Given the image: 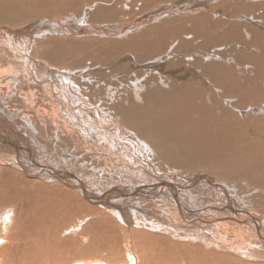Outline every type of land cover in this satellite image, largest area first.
<instances>
[{
	"label": "rangeland",
	"instance_id": "rangeland-1",
	"mask_svg": "<svg viewBox=\"0 0 264 264\" xmlns=\"http://www.w3.org/2000/svg\"><path fill=\"white\" fill-rule=\"evenodd\" d=\"M66 1L67 0H34L33 2L32 0H16L15 2L18 4L17 7L27 8L26 10L29 12L36 10L45 12V16L39 18L33 17L27 23L28 26L44 24L47 27L45 37L48 34L50 35L46 37L45 41L48 39H50L48 41L52 40V42L53 40H58L62 44L64 42H76L73 46L76 47L77 51L75 53L72 52V58H66L64 64L61 62L60 71H57L58 69L51 71H53L55 75L60 74L62 76L55 79L59 87L63 86L65 82L70 83V87L73 89L72 91H76L74 93L79 94L80 98H76V100L73 101L76 106L83 105L82 108L85 109L86 105L90 108V111L87 113L88 117L84 120L85 123L82 122V115L80 116L75 109L69 110L65 108L66 111L63 110L61 117L57 118L56 115L50 111L52 104L50 105L48 98H43V96L33 100L34 102L32 101V105L35 106L32 108L34 109L32 111L27 96L36 86L26 79L24 76L25 73L20 74L21 76L14 74L6 76L7 73L3 76L0 75V112H6L5 114H0H3L7 119L10 118L9 121L17 126V131H24L29 127L28 124L26 125V122L28 123L27 115L30 116L29 114H33V112L37 110V112L42 113L43 111H48V121L43 122L42 119H40L41 124L38 119H30L29 121L34 127L39 125L43 126L44 124L41 133L37 135L35 140L39 143V146L34 147L33 145L36 144L29 142L25 144L26 146L22 144V147L24 149H33L38 155L36 161L41 166L54 167L53 169L55 172H57L56 169H58L67 174H78L77 176L82 179L83 182L89 184L88 186L94 192H104L115 186L121 188L125 195L128 196H120V194H118L116 200L119 202L117 203L115 200L117 205H119L117 207L133 206L138 202L141 213L135 216L130 215L127 220L123 217L112 218L109 216L99 218L81 217L85 214V211H83L84 209L81 207L83 212L81 211L80 217H50V219L46 220L47 224L44 225L45 230L49 229L48 235L45 236L46 245L49 246L54 238L61 239V241L65 243V246L68 244L70 245L63 250L60 249L54 252L50 251V248H46V251L49 252L48 254L46 251V254L43 252L42 255L48 256H44V260L40 259L42 257L40 255L34 256L35 259H29L27 256L25 258V255L22 253L17 252L23 250L21 249L23 247H21V244H24L23 239L19 236L21 232L24 233L25 230L27 231L31 226L33 227V224L38 223L37 225H39L38 217H25V208H27L29 204L27 205V202H23V198L20 199V203L18 204L5 206L8 198L4 196L2 199L0 198V253H2L0 254V264H86L87 262H102L103 264H164L162 262L158 263V260H166L165 264H174L173 262L175 261L172 262L170 260L171 257H167L169 253H164L167 255L164 258V255H159V251L155 249H147L148 246L143 248L144 241L151 243L153 247V239H155V242H158V244L154 243L155 245L164 244V246L167 247L165 248L166 251L168 250L167 252L177 253L178 251L175 255L176 258L181 257V260L177 259L175 262L176 264H194V262L198 264L199 261L201 262H199V264H231L232 258H235L238 264H264V247L257 239L253 225L244 226V223L231 225L222 222V224L224 223L222 226L224 227L225 225V227H218L217 230L216 226L207 223L212 221L211 217H213L214 220L217 216L224 218V216H236L235 214L238 213L242 216L241 220H245V216L253 215V217L261 221L264 226V99H261L264 98V0H77L78 6H72ZM101 8L106 9V11H100L99 9ZM108 9H110V11H108ZM106 15L108 17H106ZM18 26L21 25L18 24ZM73 58L74 60L72 62ZM61 65L63 67H61ZM45 67H47L46 64ZM195 88H198V90L200 88H205L207 92L204 91L205 93L199 96L198 99L191 93L189 94V98L191 102L194 103V106L195 103H199L197 111L192 112L189 109L192 118L186 117L180 112L175 111L171 108L174 105L168 104L162 107L165 103L164 100H160L152 95L153 92L158 91H171L172 93L178 92L181 89L183 90L182 92L186 91L187 93L188 91H198ZM2 97L5 99L3 102V99H1ZM178 102L181 103L182 100L179 99ZM236 102L238 104H236ZM13 108H15L16 111ZM27 108L30 110L29 112H27ZM7 110L9 112H7ZM182 110L185 111L184 109ZM60 111L62 110L60 109L58 113ZM93 112H95V114ZM163 112L165 113L164 115ZM20 113H22V115ZM89 113L91 116H89ZM174 113H176L177 116ZM73 114L75 115L74 117ZM206 114H209V116H206ZM24 116L26 119L23 118ZM164 116L166 118L168 117L167 119L165 118V121L163 120ZM171 117L172 119L174 118L173 121H171L172 119L170 120ZM207 117H209V123L206 120ZM109 118L118 123L116 126L120 125L119 127L129 131L133 129L135 132V134H133V136L135 135V139L133 138V140L137 142L139 147H142L141 152L147 156L144 157L150 164L153 163V161L151 163V160L155 161L153 163L154 168H156L160 175H157L155 171L149 169L148 163H143L144 161L137 158L135 155V148L129 141L126 145L120 144L122 139L117 135V129L111 130L114 124H109V121H111ZM151 118L155 121V127H152V124L147 121V119L150 120ZM179 118L183 120L180 119V121ZM200 118L203 119L201 120ZM215 119L218 121H215ZM90 120L92 122L88 125L87 123ZM188 121L196 124L198 128L197 133L189 135V129L184 127ZM17 122H20L19 125ZM167 122L172 128L171 126H164ZM61 123L64 125H61ZM68 124L69 126L71 125L72 128H75V131H70L72 132L70 136L69 129H73L70 128ZM92 124H97L100 127L98 131L100 130L101 133L98 134L95 128L90 127ZM135 124L138 125V128H135ZM206 124L209 126L213 125V128H215L217 124L223 125V131L215 128L217 133L213 131L212 127L209 133L208 130L204 131L211 136H215L214 134L218 135L221 132V137L218 136V144L222 146L220 150L226 153V157L230 158L232 162L235 161L239 165L237 167V164L232 163V169L228 173L222 168L210 169L209 166L208 168L210 171L206 169L205 171L187 173L188 170H178L172 165L167 164L163 158L160 159L158 156L155 158L156 154L154 155L153 151L150 149L148 150L149 147L141 140V138H145L144 131L147 129L151 136H153L152 133H154L155 130V135L160 138H166L164 132L177 135L180 131V134L182 133L185 136L194 137V139L203 138V125L206 126ZM129 125L132 128L129 127ZM157 125L160 127L163 126L162 129L164 132L163 130H158L159 128H156ZM208 125L206 126L207 129ZM56 126L60 129H57L58 127L56 128ZM103 128L104 130H102ZM1 129L2 128H0V130ZM4 129L5 128L2 130ZM55 130L58 131V135L54 133ZM126 132V136H129L128 132ZM141 132L143 136L140 135ZM8 136L11 138L13 137L12 135ZM209 143L211 144V142ZM215 143H217V140ZM162 144L165 145L164 143ZM211 145L214 146L213 144ZM248 146L251 151L248 150L245 152V148H248ZM85 147L87 149H85ZM259 147L261 148L260 153H258ZM1 148L0 142V149ZM149 156L152 158L151 160ZM0 166H2L1 163ZM10 167L16 168V166L13 167V165ZM149 170L151 171L149 172ZM14 172L21 176L18 171ZM147 173H150V175ZM257 173H259V175H257ZM198 175L209 177L213 185L216 184L220 186L218 187L219 191L214 189L209 183H206L209 180L201 181V178L199 179L201 182H195L197 185H193V182L190 180L193 178L195 179ZM187 177H190V179L187 180ZM41 180H38V182H44V184L52 186L59 185L60 188L67 190V193L74 196V198L70 197V200L73 198L75 201L76 196L79 199L85 198L82 191L76 189L73 181L70 179L66 180V183L68 182L67 185L60 183L58 177L51 181L47 179ZM159 180L169 181L176 187H179L178 197L181 198L182 202L184 201L183 205L191 211L186 212V217H182L181 214L177 213L176 205L171 200L170 188L165 189L158 186L159 189H154L158 188L156 185H158L157 183ZM55 183L59 184L56 185ZM142 185L144 187L140 188V190L145 189L147 196L150 195V198L156 199L154 202H158L159 205L153 206L150 202H146L148 198L147 196H145V198L144 194L137 202L132 201L133 198L131 197L133 193L136 192L135 189H138ZM26 189L28 188L24 190ZM37 191L35 194L36 198L39 200L35 204L37 208H39L43 200L41 199V193L39 190ZM226 196L232 199L234 210L233 208L231 210L227 204L228 200ZM78 204L81 206L80 202ZM89 205L100 210L102 216H106L107 214L114 215L108 210L109 207L102 204ZM12 206L13 209L11 208ZM16 209H18V211L15 212V216L19 221L14 218V220L16 219L15 222L13 221L14 223L11 224V227H9L10 225L7 226V229V227L4 226L6 224L2 222L10 223L12 217H7L6 215L12 214ZM192 214H194L193 218L191 217ZM67 218H69V221L65 223L64 220ZM199 218L205 220L203 221ZM57 220H59V222ZM95 221L99 222L94 224ZM58 223L59 225L64 223L63 226H61L62 229H58L59 226L55 229ZM37 225H34L36 229H38ZM68 225H70V227H67L65 230ZM209 225L210 227H208ZM228 225H230L231 230L226 228ZM12 228L15 229L13 230ZM149 228L151 229V234L149 233ZM5 229L6 232L8 231L7 233H5ZM33 232H37V230ZM175 232L178 234L174 235L176 234ZM131 233H136L137 235H135V237L137 238L133 236L134 234L131 235ZM165 234L169 235V237H165ZM99 235L105 237L103 239L105 243L104 246H100L102 240L99 238ZM138 235L144 238V240H141L142 238ZM191 235H193V238ZM205 235L208 236V238ZM48 236L49 238H47ZM159 236L160 239H157ZM187 237L190 238L188 239ZM209 238H211L213 242H210ZM131 239L132 241H130ZM151 240L153 242H151ZM15 241L17 243L19 242V245L15 243ZM165 241H168V243ZM10 242L14 247H12L13 245ZM139 244H141V246ZM177 244L185 247L180 246L181 248H176L177 246L179 247ZM15 245L17 247L16 249ZM155 245L154 247H157ZM231 245H235L239 253L229 251V246ZM138 246L140 249L142 247L144 250L141 251ZM170 246H175L174 248L176 250H174V248V251L171 250L172 248ZM193 246L195 249H193ZM197 246L199 248L202 246V248L205 249L203 250L204 254L201 252L203 256H200V253H196L197 251L199 252ZM184 248H186L187 251H185ZM147 250H150L149 254H147ZM182 252H184V255ZM187 252L189 255L191 252L192 254L194 253L193 256H190L192 259L194 257L193 260L190 259L191 262L187 259L189 258ZM152 253L153 255H150ZM209 253H212L215 257L209 256L211 255ZM129 254H131L132 257H129ZM137 254L138 256H136ZM195 254L201 259L196 260L198 256H194ZM183 256L185 257L184 263L180 262ZM204 256H206V262L202 261ZM216 256L228 257L221 261L218 260ZM134 257H139L140 259H134ZM10 258L16 261H8ZM238 258H240V260ZM38 259L44 263L38 262ZM29 260L30 262H28Z\"/></svg>",
	"mask_w": 264,
	"mask_h": 264
},
{
	"label": "bare ground",
	"instance_id": "bare-ground-1",
	"mask_svg": "<svg viewBox=\"0 0 264 264\" xmlns=\"http://www.w3.org/2000/svg\"><path fill=\"white\" fill-rule=\"evenodd\" d=\"M16 0H0V75H4L6 74L7 75H10V74H14V75H19L21 76L20 74L22 73H25V77L28 81L32 82V84H34L36 86V88L34 87L29 93H28V96H27V100H28V103H30V107L31 109L35 106L32 105V101L33 100H36V98L38 99V97L40 98V96H43L44 97H47L48 100L50 101V105L52 106V108L50 107V111L51 113L53 112L54 115H56V117H61V113L65 110V108H68L69 110H76V112H78V114L81 116L82 115V122H84V120L87 119L88 117V112L90 111V108L88 106L85 105V109L82 108V106H76L75 103H73L74 100H76V98H80L79 94L77 93H74L76 91H72L73 89H71V84L70 83H64L63 86L59 87L57 84H56V80L55 79H58L57 77H62L60 74H56L53 73V71L51 70H56L58 69L57 71H60V64H62L61 62H63L64 64V61L66 60V58L69 57L72 58V52H76V47L73 46L75 45V43H72V42H67V43H61L59 42L58 40H52L51 41H48L50 39H48L47 41L46 40V37L49 35H46L45 37V34L47 32H45L47 30V27L42 24V25H30L28 26L27 23L29 22V20L31 18H39V17H43L45 16V12L44 11H28L24 8H20V7H17L18 4L15 2ZM28 1V0H26ZM31 1V0H30ZM34 2V0H32ZM119 1V0H118ZM68 4L72 5V6H78V3H77V0L73 1V0H67L66 1ZM88 2V1H86ZM98 2V1H97ZM21 3V2H20ZM30 3V2H29ZM94 3V2H93ZM107 4V3H106ZM34 5V4H33ZM88 5V4H87ZM98 5V4H97ZM101 5V4H100ZM189 5V4H188ZM32 6V4H31ZM79 6H80V3H79ZM105 6V4H104ZM103 7V5H102ZM162 7V6H161ZM57 8V7H55ZM94 8V7H93ZM99 8V6H98ZM199 8V7H198ZM80 9V8H79ZM87 9V8H86ZM116 9V8H114ZM257 9V8H256ZM58 10V9H57ZM84 10V9H83ZM100 11H106V9H99ZM99 11V13H100ZM108 11H110V9H108ZM82 12V11H81ZM91 12H92V9H91ZM49 13V12H48ZM59 13V12H58ZM79 13V12H78ZM84 13V12H82ZM81 13V14H82ZM90 14V13H89ZM108 15V14H107ZM106 15V17H108ZM178 15V14H177ZM97 16V15H96ZM209 16V15H208ZM99 17V16H98ZM105 17V18H106ZM152 17V16H151ZM91 18V17H90ZM89 18V19H90ZM110 18V17H109ZM79 19V18H78ZM83 19V18H82ZM87 19V18H86ZM150 19V18H149ZM77 20V19H76ZM88 20V19H87ZM89 21V20H88ZM91 21V20H90ZM142 22V21H141ZM140 23V22H139ZM21 25V26H18ZM7 25V26H6ZM97 25V24H96ZM85 27V26H84ZM60 28V26H59ZM98 28V27H97ZM212 28V27H211ZM122 31V30H121ZM53 34V33H52ZM5 36V37H4ZM50 36V35H49ZM76 36V35H75ZM95 36V35H94ZM39 37V38H38ZM59 37V36H58ZM256 37V36H254ZM38 38V39H37ZM73 38V37H72ZM261 39V38H260ZM257 40V39H256ZM65 41V40H64ZM82 44V43H80ZM85 45V44H84ZM87 45V44H86ZM116 45V44H115ZM263 45V44H262ZM79 47V46H78ZM82 47V45H81ZM115 47V46H114ZM263 49V48H262ZM106 50V49H105ZM264 50V49H263ZM79 51V50H78ZM108 55V54H107ZM51 59V60H50ZM74 58L72 59V62H73ZM3 63V64H2ZM43 64V65H42ZM45 64L47 67H45ZM69 64V63H68ZM69 66V65H67ZM65 66V67H67ZM56 67V68H55ZM61 67H63L61 65ZM45 68V69H44ZM201 68V67H200ZM227 70V69H226ZM232 70V69H231ZM62 71V70H61ZM107 74V73H106ZM236 74V73H235ZM24 77V78H25ZM104 77V76H103ZM25 80V79H23ZM257 80V79H256ZM63 81V79H62ZM229 81V80H228ZM61 82V81H59ZM230 82V81H229ZM33 85V86H34ZM60 85V84H59ZM196 85V84H195ZM246 85V84H245ZM105 87V86H104ZM25 88V86H24ZM79 88V87H78ZM102 88V87H101ZM18 89V88H17ZM22 89V88H21ZM194 89V88H193ZM198 90V88H195ZM254 89V88H253ZM6 90V89H5ZM96 90V89H95ZM170 90V89H169ZM203 90V91H202ZM217 90V89H216ZM1 91V89H0ZM183 90H179L178 92H175V93H172L171 91L169 92H165V91H158V92H153L152 95L154 97H157L158 99H162L164 100V104L162 105V107L164 106H167L168 104L170 105H174L173 108L175 111H178L180 112L182 115H185L186 117H189V118H192V115H191V111H197L199 106L198 104L199 103H195V106L193 105L194 103L191 102L190 98H189V94L191 93L194 97H197V99L199 98V96L203 95V93H205L204 91L205 88H200L198 91L194 90V91H188V93L186 91L182 92ZM243 91V90H242ZM9 92V91H8ZM18 92V91H17ZM16 92V93H17ZM44 92V93H42ZM79 92V91H78ZM106 92V91H105ZM110 92V91H109ZM207 92V91H206ZM226 92V91H225ZM238 92V91H237ZM86 94V93H85ZM149 95V94H148ZM249 95V94H248ZM151 96V95H150ZM228 96V95H227ZM235 96V95H234ZM262 96V95H261ZM20 97V96H19ZM101 97V96H100ZM105 97V96H104ZM220 97V96H219ZM231 97V96H230ZM244 97V96H243ZM45 98V99H47ZM193 98V97H192ZM201 98V97H200ZM3 99V97L1 98ZM179 99L182 100V102H178ZM225 99V98H224ZM233 99V98H232ZM261 99H264V98H261ZM5 99L2 100V102L4 101ZM41 100V99H40ZM43 100V99H42ZM93 100V99H92ZM95 100V99H94ZM112 100V99H111ZM178 100V101H177ZM255 100V99H254ZM39 101V100H38ZM80 101V100H79ZM102 101V100H101ZM238 101V100H237ZM34 102V101H33ZM198 102V101H197ZM200 102V101H199ZM202 102V101H201ZM14 103V102H13ZM86 103V102H85ZM218 103V101H217ZM224 103V102H223ZM243 103V102H241ZM34 104V103H33ZM108 104V103H107ZM197 104V105H196ZM236 104H238L236 102ZM5 105V104H3ZM37 105V104H35ZM169 105V106H170ZM202 105V104H201ZM204 105V104H203ZM14 106V105H13ZM110 106V105H109ZM198 106V107H197ZM220 106V105H219ZM92 107V106H91ZM99 107V106H98ZM237 107V106H236ZM5 108V107H4ZM7 108V107H6ZM58 108V109H57ZM101 108V107H100ZM223 108V107H222ZM221 108V109H222ZM10 109V107H9ZM15 111L16 109L13 108ZM62 110L58 113L59 110ZM103 109V108H102ZM139 109V108H138ZM182 109H184L185 111H183ZM191 111H190V110ZM201 109V108H200ZM232 109V108H231ZM34 109H32L33 111ZM46 110V109H45ZM106 110V109H105ZM215 110V109H214ZM213 110V111H214ZM224 110V109H223ZM12 111V110H11ZM30 110H28L27 108V112H29ZM38 111V110H37ZM37 111H34L33 114H29L30 116L27 115V118H28V123L26 122V125L28 124V128L26 130H20V131H17V126L13 123H11L9 120L10 118H6L4 117L3 112H0V113H3V114H0V128H5L4 130H0V142H1V149H0V163L2 166H0V198L2 199L4 196H6L8 198V201L5 203V206L7 205H15V204H18L20 203V199L23 198V202H27V208H25V217H38V221H39V225H37L36 223L33 224V227L31 226V228H28V230L24 233L21 232V235L19 237H21L24 241V244L22 245L21 244V249L23 250H20V251H17V252H20L22 253L23 255H25L24 257L26 258V256L29 258V259H35L34 256H37V255H40L42 256L40 259L44 260V256L46 255H42L43 252L44 254H46V248H50L49 250L50 251H58L60 249H64V248H67L70 244L66 245L65 246V243L61 241V239H53L51 242H50V245H46V239H45V236L48 235V230L49 229H46L45 230V226L47 224L46 220L47 219H50V217H63V218H66V217H80V213H81V209L83 208L85 211V214H83L81 217H123L125 218L126 220L129 218L130 215H140V207H139V204H138V200L140 198H142L141 196H143L144 194V197L147 196V192L145 191V189H141L140 188H143L144 186H140L138 189H135V193H133L132 197V201L134 202H137L135 203V205L133 206H126V207H117L119 205H117V203L119 202L118 200H116V197L118 198V194H120V196L122 195H125V193L123 192V190H121V188L119 187H114V188H111L110 190H107V191H104V192H94L92 191V189L88 186L89 184H86L85 182H83L82 179H80L77 175H74V174H70V173H66V172H63L61 170H57V172L54 171V167H48V166H44V165H39L38 162L36 161L38 155L36 154V152L33 150V149H24L22 147V144L23 146H26L25 144H28L29 142L31 143H35L36 145H33L34 147H37L39 146V143H37L36 138H37V135L41 133L42 131V125H39V126H35L34 125H31V123L29 122L30 119H38L40 121V124H41V120L43 122H46L49 120L48 116H47V112L48 111H43L42 112H37ZM7 112H9L7 110ZM13 112V111H12ZM20 112V110H19ZM72 112V111H71ZM75 112V113H76ZM105 112V111H104ZM209 112V111H208ZM206 112V113H208ZM212 112V111H211ZM220 112V111H219ZM240 112V111H239ZM11 113V112H10ZM18 113V112H17ZM95 114V112H93ZM184 113V114H183ZM8 114V113H7ZM19 114V113H18ZM22 115V113H20ZM90 114V113H89ZM165 113L163 112V115ZM176 115V113H174ZM203 114V113H202ZM223 114V113H222ZM78 115V116H79ZM127 115V114H126ZM136 115V114H134ZM137 115L139 116V114L137 113ZM162 115V114H161ZM172 115V114H171ZM174 115V116H175ZM205 115V114H204ZM227 115V114H226ZM7 116V115H6ZM18 116V115H16ZM70 116V115H69ZM75 115L73 114V117ZM91 116V114L89 115ZM97 116V115H96ZM104 116V115H103ZM103 116H102V119H103ZM107 116V115H106ZM105 116V117H106ZM167 116V115H165ZM163 117L164 121H165V118L166 117ZM177 116V115H176ZM195 116V115H194ZM193 116V117H194ZM206 116H209V114ZM212 116V115H210ZM77 117V116H76ZM128 117V116H127ZM130 117V116H129ZM161 117V116H159ZM21 118V117H20ZM24 119H26V117L24 116L23 117ZM55 118V117H54ZM101 118V116H100ZM125 118V117H124ZM168 118V117H167ZM166 118V119H167ZM188 118V119H189ZM208 118L207 117V122H208ZM73 119V118H72ZM110 119V118H109ZM141 119V118H140ZM146 119V118H145ZM172 119V117L170 118V120ZM176 119V118H175ZM178 119V117H177ZM182 119V118H179V120ZM201 120L203 118H200ZM205 119V118H204ZM17 120V119H16ZM20 120V119H19ZM54 120V119H53ZM66 120V119H65ZM70 120V119H69ZM74 120V119H73ZM77 120V119H76ZM75 120V121H76ZM111 120V119H110ZM123 120V119H122ZM121 120V121H122ZM169 120V121H170ZM174 118L171 120L173 121ZM183 120V119H182ZM194 120V119H193ZM197 120V119H196ZM212 121H214L213 119H211ZM220 120V119H219ZM227 120V118H226ZM15 121V120H13ZM64 121V120H63ZM102 121V120H100ZM120 121V122H121ZM147 121L150 122V124H152V127H155L154 124H155V121H153V118H151L150 120L147 119ZM146 121V122H147ZM162 121V120H161ZM167 121V120H166ZM181 121V120H180ZM191 121V120H190ZM188 121L184 127L187 129H189V132L190 134L189 135H192V134H195L197 133V126L196 124H194L193 122H190ZM204 121V120H203ZM215 121H218L215 119ZM23 122V120H22ZM32 122V121H31ZM92 121L90 120L87 124L89 125ZM105 122V121H104ZM110 122V123H109ZM108 123L109 124H114L112 125L113 128H111V130H115L117 129L118 131V136L120 139H122L120 141V144L122 145H126L129 141V143H131V145H133V147L135 148V155L137 156V158L141 161H144L143 163H148L147 165H149V169L155 171V173L157 175H160V173L156 170V168H154V165L153 163L155 162L154 160H151L152 158H150L149 156V159L151 160V163L153 161L152 164H150L147 159L145 157H147L146 155L142 154L141 152V148L142 147H139V145H137V142H135L133 140V138L135 139V135L133 136V134H135V132L133 131V129H130L127 130V129H123L121 127H119L118 125L116 126V123L114 120L112 121H109ZM177 122V121H176ZM183 122V121H182ZM222 122V121H220ZM219 122V123H220ZM228 122V120H227ZM226 122V123H227ZM230 122V121H229ZM18 123V122H17ZM20 123V122H19ZM18 123V125H19ZM56 123V122H55ZM59 123V122H58ZM65 123V122H64ZM72 123V122H70ZM85 123V122H84ZM130 123V122H129ZM132 123V122H131ZM166 123V122H165ZM175 123V121H174ZM188 123H192V124H188ZM209 123V122H208ZM47 124V123H46ZM63 123H61L62 125ZM162 124V123H161ZM212 124V122H211ZM221 124H224V123H221ZM64 125V124H63ZM81 125V124H80ZM131 125V124H130ZM129 125V127H131ZM198 125V124H197ZM200 125V124H199ZM208 124H206L207 126ZM22 126V124H21ZM55 126V125H54ZM67 126V125H65ZM69 126V124H68ZM67 126V127H68ZM78 126V125H77ZM82 126V125H81ZM103 126H106V125H103ZM147 126V125H146ZM166 127H169L171 125L167 124L164 125ZM205 125H203V133H202V137L203 138H198V139H194V137H188V136H185L183 135L182 133L180 134V132L177 134V135H174V134H171L170 132L167 133V132H164V130L162 129V127H160L159 125L156 126V128H159L158 130H163L164 132V136L166 138H163V137H159V136H156L155 135V130H154V133L153 136H151L148 132V129L144 131V137L147 138H141V140H143V142H145V144L149 147L148 150L150 149L151 151L154 152V155H155V158L158 156L160 159L163 158V160H165V162L167 164H170L172 165L174 168L178 169V170H188L187 173H193V172H198V171H205L206 169H215V168H222L223 170H226V173H228L231 169H232V163H235L237 164L235 161L232 162L230 158H227L226 157V153H223V151H221L220 149L222 148V146L219 143V138L218 136L221 137V132L217 135V134H214L215 136H211V135H208L209 133V130L211 129V127L213 128L214 126H209L208 125V129ZM58 126H56L57 128ZM70 128H72V126L70 125L69 126ZM90 127H93L97 130V133H101L100 130L98 131V129L100 128L97 124L96 125H91ZM108 127V126H106ZM143 127V126H141ZM165 127V128H166ZM176 127V126H175ZM54 128V127H53ZM62 128V127H61ZM66 128V127H65ZM102 128V127H101ZM132 128V127H131ZM135 128H138V125L135 124ZM150 128V127H149ZM154 128V129H156ZM172 128V126H171ZM215 128L219 129L220 131H223L222 128H223V125H216ZM215 128H213V131L215 133L216 130ZM57 129H60L59 127ZM64 129V128H63ZM62 129V130H63ZM73 130L69 129V132L70 131H75L74 129L75 128H72ZM181 129V128H180ZM226 129V128H225ZM224 129V130H225ZM64 130H67V129H64ZM104 130V128L102 129ZM204 130H208V133L206 134ZM128 132L129 136H126L127 134H125V132ZM153 131V129H152ZM186 131V130H185ZM69 132H66V133H69ZM83 132V130H82ZM126 132V133H127ZM131 132V133H129ZM143 132V131H142ZM141 132V133H142ZM54 133L56 135H58V131H54ZM60 133V132H59ZM72 132L69 133V136ZM105 133V132H104ZM140 135L143 136V133ZM173 133V132H172ZM176 133V132H175ZM234 133V132H233ZM138 134V133H137ZM159 134V133H158ZM199 134V133H198ZM225 134V133H224ZM238 134V133H237ZM247 134V133H246ZM8 135H12L13 137L11 138L10 136ZM68 135V134H67ZM187 135V134H186ZM241 135V134H240ZM251 135V134H250ZM61 136V135H60ZM66 136V135H65ZM163 136V135H162ZM56 137V136H55ZM77 137V136H76ZM81 137V136H80ZM117 137V136H116ZM213 137H216V138H213ZM237 138V137H236ZM246 138V136H245ZM70 139V138H69ZM109 139V138H107ZM116 139V138H115ZM87 140V139H86ZM216 142L217 140V143ZM98 141V140H97ZM103 141V140H102ZM107 141V140H106ZM213 141V142H212ZM231 141V140H230ZM27 142V143H26ZM93 142V141H92ZM142 142V143H143ZM209 142H211V144H213L214 146H212ZM233 142V141H232ZM98 143V142H97ZM162 143H164L165 145H163ZM242 144V143H241ZM229 145V144H228ZM232 146V145H231ZM264 146V145H263ZM262 146V147H263ZM88 147V146H87ZM96 147V146H95ZM230 147V146H229ZM240 147V146H239ZM85 149H87L85 147ZM93 149V148H92ZM240 149V148H238ZM83 150V149H82ZM251 151V149H249V146L248 148H245V152L247 151ZM81 151V150H80ZM89 151V150H88ZM91 151V149H90ZM229 151V149H228ZM261 151V148L259 147V151L258 153H260ZM96 152V151H95ZM98 152V151H97ZM81 153V152H80ZM228 154V153H227ZM229 155V154H228ZM234 155V154H233ZM239 155V154H238ZM237 155V156H238ZM85 156V155H84ZM112 156V155H111ZM145 156V157H144ZM87 157V156H86ZM113 157V156H112ZM122 157V156H121ZM231 157V156H230ZM89 158V157H88ZM251 158V157H250ZM90 159V158H89ZM97 159V158H96ZM123 159V158H122ZM125 159V157H124ZM228 159V160H226ZM202 160V161H201ZM87 161V160H85ZM249 161V160H248ZM90 162V161H89ZM92 162V161H91ZM247 162V161H246ZM91 164V163H90ZM98 164V163H97ZM124 164H127V163H124ZM165 164V163H163ZM16 166V168H11L10 166ZM121 165V164H120ZM105 166V165H104ZM209 166V168H208ZM239 165L237 164V167ZM110 167V166H109ZM128 167V165H127ZM147 167V166H146ZM249 167V166H248ZM12 171H11V170ZM160 169V168H159ZM209 169V171H210ZM253 169V167H252ZM149 170V172L151 171ZM14 171H18L21 176H19L18 173L14 172ZM130 171V170H129ZM73 172V171H71ZM255 172V171H254ZM258 172V171H256ZM105 173V172H104ZM235 173V172H234ZM150 175V173H147ZM254 174V173H253ZM155 175V174H154ZM165 175V173H164ZM163 175V176H164ZM257 175H259V173H257ZM167 176V175H166ZM239 176V175H238ZM241 176V175H240ZM256 176V175H255ZM60 179V183H64L63 185H67L66 183V180L70 179L73 181L74 185H75V188L78 189L79 191H82L83 195H84V199H79L77 196H76V199L75 201L73 200L74 196L72 194H69L67 193V190H65L64 188H60V186L58 184V186H52V185H48V184H44V182H38V180H41V179H47L48 181H51L55 178ZM112 177V176H111ZM154 177V176H153ZM162 178V177H161ZM186 178V177H185ZM201 178V181H208L206 183H209L210 185L213 186L214 189L218 190L219 191V188L220 187L219 185H216L214 184L213 185V182L212 180L207 177V176H204V175H198V177L196 176V178L194 179H191L190 181L193 182V185H197V183L195 182H201L199 179ZM234 178V177H233ZM238 178V177H237ZM122 179V178H121ZM190 177L188 178L187 177V180H189ZM109 180V179H108ZM119 180V179H118ZM170 180V179H169ZM199 180V181H198ZM43 181V180H41ZM50 183V182H49ZM189 183V182H188ZM70 184V183H69ZM108 184V183H107ZM158 185H156L157 187L159 186L160 188H170L171 189V197H172V201L173 203L176 205V210H177V213L178 214H181L182 217H186L185 214H187L186 212H191L187 207H185L183 204H184V201L182 202L181 198L178 197L179 196V187L175 186L173 183H170L169 181H161L159 180ZM153 185V184H151ZM179 185V184H178ZM91 186V184H90ZM94 186V185H93ZM215 186V187H214ZM101 187V186H100ZM158 188H154L155 190L159 189ZM197 187V186H196ZM25 188H28L26 190H24ZM34 188H37V189H34ZM151 188V187H150ZM186 188H189V187H186ZM95 189V188H94ZM93 189V190H94ZM133 189V188H131ZM149 189V188H147ZM39 190V192L41 193L42 197L41 199L43 200L42 203H41V206L39 208H37L36 204L38 202L39 199L36 198V191ZM97 190V189H96ZM215 190V191H216ZM225 190V189H224ZM42 191V192H41ZM78 191V192H79ZM150 191V190H149ZM160 191V190H159ZM169 191V189H168ZM65 192V193H64ZM73 192V191H72ZM133 192V191H132ZM170 192V191H169ZM185 192V190H184ZM189 192V191H188ZM38 193V191H37ZM137 193V194H136ZM149 193V192H148ZM152 193V192H151ZM153 194V193H152ZM112 195H116V196H112ZM154 195V194H153ZM125 196H128V195H125ZM150 196V195H149ZM149 196H147L148 199H146V202H150L151 205H157L158 202H154L156 199H153V198H150ZM70 197H73L71 200L69 199ZM230 197V196H229ZM146 198V197H145ZM227 200H228V205L229 207L233 208V210L235 209L234 206L232 205V199L228 198L226 196ZM69 199V200H68ZM78 199V200H77ZM127 199V198H126ZM73 200V201H72ZM117 203H116V201ZM81 203V206L78 204L79 202ZM128 201V200H126ZM125 201V202H126ZM2 202V201H1ZM145 202V201H144ZM142 203V202H141ZM3 204V203H2ZM89 204H102L106 207H109V211L111 213H113L114 215H106V216H102V212L92 206H90ZM131 204V203H130ZM149 204V203H148ZM125 205V204H124ZM127 205V204H126ZM141 205V204H140ZM147 205V203H146ZM159 205V204H158ZM101 206V205H100ZM79 207V208H78ZM82 207V208H81ZM13 209V206L11 207ZM164 208V207H163ZM174 208V207H173ZM186 210H185V209ZM153 209V208H152ZM175 210V209H174ZM10 211V210H9ZM18 209H16L12 214H8L6 215L7 217H12L10 219V223H6V222H2L6 225L4 226H9L11 227V224L15 222L16 219V216H15V212H17ZM82 211V212H83ZM234 212V211H233ZM19 213V212H18ZM17 213V214H18ZM159 213V212H158ZM16 214V215H17ZM156 214V213H155ZM234 214V213H233ZM238 214V213H237ZM235 214L236 216H230V217H217L214 218L213 220V217H211L212 221L210 222H207L208 224L210 223L211 225L213 226H216L217 227V230H218V227H223L222 225L224 223L226 224H231V225H235V224H242L244 223V226H248V225H253L254 228H255V233H256V237L257 239L262 243L261 245L264 247V226L262 225V222L259 221L256 217H253V215H248V216H245L246 219L244 220H241L242 216L241 215H237ZM180 215V216H181ZM191 215V214H190ZM193 215L192 214V218H193ZM15 216V217H14ZM215 216V215H214ZM228 216V215H227ZM5 217V216H4ZM18 217V215H17ZM137 217V216H136ZM141 217V216H140ZM151 217V216H150ZM167 217V216H166ZM248 217V218H247ZM14 218H16L14 220ZM62 218V219H63ZM195 218V216H194ZM203 218V217H202ZM202 218H199V219H202ZM4 219V218H3ZM69 218L65 219V223L66 221H69L68 220ZM124 219V220H125ZM7 220V218H6ZM4 220V221H6ZM60 220V219H59ZM59 220H57L59 222ZM70 220H73V219H70ZM188 220V219H186ZM203 220V219H202ZM205 220V219H204ZM203 220V221H204ZM207 220V218H206ZM210 220V218H209ZM3 221V220H1ZM8 221V220H7ZM14 221V222H13ZM19 221V219H18ZM21 221V220H20ZM37 221V220H35ZM23 222V221H21ZM20 222V223H21ZM50 222V220H49ZM99 221H95L94 224H97ZM115 222V221H114ZM155 222V221H154ZM195 222V221H194ZM200 222V221H199ZM222 222H224L222 224ZM19 223V224H20ZM51 223V222H50ZM54 223V222H53ZM69 223V222H68ZM67 223V224H68ZM73 223V222H72ZM71 223V225H72ZM147 223V222H146ZM149 223V222H148ZM151 223V221H150ZM160 223V222H159ZM189 223V222H188ZM203 223V222H201ZM213 223H216V224H213ZM18 224V223H16ZM52 224V223H51ZM64 224V223H63ZM63 224L59 225V223L55 226V229H57V226L58 229H62L61 226H63ZM119 224V223H118ZM142 224V223H141ZM14 225V224H13ZM12 225V226H13ZM27 225V224H26ZM34 225H37V228H35ZM55 225V224H53ZM178 225V224H177ZM204 225V224H203ZM1 226V224H0ZM97 226V225H96ZM150 226V225H148ZM183 226V225H182ZM181 226V227H182ZM191 226V225H190ZM189 226V227H190ZM195 226V225H194ZM193 226V227H194ZM18 227V226H17ZM16 227V228H17ZM26 227V226H24ZM41 227V228H40ZM47 227V226H46ZM51 227V226H49ZM65 227V226H64ZM67 227L69 228L70 225L66 226L65 230L67 229ZM145 227V226H144ZM147 227V226H146ZM210 227V225L208 226ZM225 227V225H224ZM223 227V228H224ZM233 227V226H231ZM40 228V229H39ZM148 228V227H147ZM196 228V227H195ZM201 228V227H200ZM214 228V227H213ZM222 228V229H223ZM226 228H228V230L230 228V225H228ZM225 228V229H226ZM238 228V227H237ZM2 229V227H1ZM8 229V227H7ZM13 230L15 228H12ZM119 229V227H118ZM161 229V228H160ZM198 229V228H196ZM202 229V228H201ZM216 229V228H215ZM239 229V228H238ZM34 230H37V232H33ZM64 230V229H63ZM145 230V229H143ZM154 230V229H153ZM170 230V229H169ZM172 230V229H171ZM177 230V229H176ZM200 230V229H199ZM210 230V229H209ZM233 230V228H232ZM10 231V230H9ZM57 231V230H56ZM62 231V230H61ZM60 231V232H61ZM148 231V230H146ZM155 231V230H154ZM179 232H181L180 230H178ZM2 232V231H1ZM8 232V231H7ZM6 232V229H5V233ZM13 232V231H12ZM59 232V231H57ZM66 232V231H65ZM125 232H126V229H125ZM138 232V231H137ZM223 232H224V229H223ZM222 232V233H223ZM227 232V231H226ZM234 232V230H233ZM3 233H4V229H3ZM17 233V231H16ZM141 234H143L142 232H140ZM149 233L151 234V229L149 228ZM176 234L174 235H177L178 233L175 232ZM184 233V232H183ZM237 233V232H235ZM234 233V234H235ZM10 234V233H9ZM14 234V233H13ZM18 234V233H17ZM58 234V233H56ZM122 234V233H121ZM134 234V233H133ZM131 233V235H133ZM148 234V233H146ZM153 234H156V233H153ZM162 234V233H160ZM159 234V235H160ZM186 234V233H184ZM206 234V233H205ZM221 234V232H220ZM128 235V234H127ZM135 235H137L136 233L133 235L135 237ZM158 235V234H156ZM166 235V234H165ZM164 235V236H165ZM179 235H183V234H179ZM254 235V234H253ZM56 236V235H55ZM58 236V235H57ZM139 237H141L140 235H138ZM144 236V235H142ZM154 236V235H153ZM169 237V235H166L165 237ZM190 236V235H189ZM193 235H191L192 237ZM206 236V235H205ZM210 236V235H209ZM213 236V235H212ZM211 236V238H212ZM13 237V236H12ZM60 237V236H59ZM145 237V236H144ZM181 237V236H179ZM178 237V238H179ZM185 237V236H184ZM196 237V236H195ZM202 237V236H201ZM208 238V236H206ZM216 237V236H215ZM221 237V236H220ZM15 238V237H14ZM49 238V236L47 237ZM51 238V237H50ZM53 238V237H52ZM99 238L102 240L100 246H104L105 243L103 242V239L105 238L104 236H101L99 235ZM127 238V237H126ZM130 238V237H129ZM128 238V239H129ZM137 238V237H135ZM134 238V239H135ZM142 238V237H141ZM148 238V237H146ZM145 238V239H146ZM182 238V237H181ZM188 238V237H187ZM190 238V237H189ZM188 238V239H189ZM193 238V237H192ZM197 238V237H196ZM200 238V237H198ZM210 239V242L212 241ZM67 239V238H66ZM127 239V240H128ZM140 239V238H139ZM150 239V238H149ZM157 239H160V236L157 238ZM163 239V237H162ZM168 239V238H167ZM205 239V238H204ZM215 239V238H214ZM221 239V238H220ZM251 239V238H250ZM15 240V239H14ZM136 240V239H135ZM133 240V241H135ZM138 240V239H137ZM141 240H144V238H142ZM148 240V239H147ZM154 242L151 240V242H153V247H152V244L151 243H148L147 241H144V244H143V248H146L147 249L149 248L150 250L151 249H155L156 251H159V255H164L163 257L165 258V256H167L166 254L164 253H169V256L167 257H171V261H175L177 259L181 260V257L180 258H176V255L178 253L173 252L174 250H176L174 247H171L173 250L172 251L173 253H170V252H167L165 248H167L166 246H164V244H160V245H157L158 242H155V239H153ZM166 240V239H165ZM171 240V239H170ZM182 240V239H181ZM206 240V239H205ZM249 240V238H248ZM21 241V240H20ZM126 241V240H125ZM132 241V239L130 240ZM149 241V240H148ZM157 241V240H156ZM176 241V240H175ZM174 241V242H175ZM179 241V240H178ZM192 241V240H191ZM194 241V239H193ZM201 241V240H200ZM204 241V240H203ZM217 241V240H216ZM223 241V240H222ZM225 241V240H224ZM3 242V241H2ZM7 242V241H6ZM137 242V241H136ZM141 242V241H140ZM138 242V243H140ZM150 242V241H149ZM166 242V241H165ZM170 242V241H169ZM173 242V241H172ZM185 242V241H184ZM196 242V241H195ZM202 242V241H201ZM207 242V240H206ZM209 242V240H208ZM213 242V241H212ZM219 242V241H218ZM221 242V241H220ZM11 243V242H10ZM15 243H17L15 241ZM14 243V244H15ZM19 243V242H18ZM17 243V244H18ZM23 243V242H22ZM154 243H157L156 245ZM162 243V242H161ZM168 243V241L166 242ZM177 243V242H175ZM174 243V244H175ZM185 243H188V242H185ZM215 243V242H214ZM251 243V241H250ZM5 244V243H4ZM12 244V243H11ZM16 244V245H17ZM114 244V243H113ZM128 244V243H127ZM130 244V243H129ZM133 244V243H131ZM212 244V243H211ZM224 244V243H223ZM6 245V244H5ZM8 245V243H7ZM13 245V244H12ZM15 245V249L17 248ZM19 245V244H18ZM17 245V246H18ZM137 245V244H136ZM141 246V244H139ZM157 246V247H154ZM179 245V247L177 246L176 248H181V247H185L183 245H180V244H177ZM186 245V244H185ZM193 245V244H192ZM10 246V245H9ZM8 246V247H9ZM65 246V247H64ZM131 246V245H129ZM168 246V245H167ZM181 246V247H180ZM191 246V245H190ZM195 246V245H194ZM193 246V249H195ZM199 246V245H198ZM197 246V248H199ZM220 246V245H219ZM227 246V245H226ZM14 247V245L12 246ZM111 247H114V246H111ZM133 247V246H132ZM132 247H131V250H132ZM169 247V248H170ZM188 247V245H187ZM253 247V246H252ZM109 248V247H108ZM139 248V246H138ZM158 250H157V249ZM192 248V247H190ZM196 248V249H197ZM206 248V247H205ZM214 248V247H213ZM225 248V246H224ZM47 249V250H48ZM107 249V248H106ZM110 249V248H109ZM140 249V248H139ZM185 251L186 248H184ZM183 249V250H184ZM189 249V247H188ZM202 249V251H201ZM210 249V248H209ZM230 249V250H229ZM229 251H233L235 253H239L237 247L235 245H231L229 246ZM262 249V248H261ZM3 250V249H2ZM102 250V249H101ZM141 251H143L144 249H140ZM149 250V251H150ZM169 250V251H171ZM181 250V249H180ZM199 250V252L197 251ZM196 253H200V256H203L201 255V252L202 254L203 253V250H205L204 248H199L197 249ZM5 251V250H4ZM10 251V250H8ZM7 251V252H8ZM12 251V250H11ZM46 251V252H45ZM111 251V250H110ZM117 251V250H116ZM130 251V249H129ZM148 251V250H147ZM149 251L147 252V254H149ZM184 251V252H185ZM190 251V250H189ZM188 251V252H189ZM191 251H194V250H191ZM207 251V250H206ZM220 251V250H219ZM241 251V250H240ZM246 252H248L247 250H245ZM243 251V252H245ZM6 252V253H7ZM49 252V251H48ZM47 252V254H48ZM134 252V251H133ZM146 252V251H145ZM184 252H182V254L184 255ZM187 252V253H188ZM132 253V252H130ZM157 253V254H158ZM2 254V253H0ZM9 254V253H8ZM21 254V255H22ZM136 254V253H135ZM146 254V253H145ZM144 254V255H145ZM186 254V253H185ZM192 254V252H191ZM189 255L188 253V256L189 258L188 261L193 260V259L190 257V256H193L192 255ZM206 254V253H205ZM211 255V257H215L214 255H212V253H209ZM7 255V254H6ZM14 255V254H13ZM12 255V256H13ZM16 255V254H15ZM22 255V257H23ZM150 255H153L150 254ZM149 255V256H150ZM179 255V254H178ZM207 255V254H206ZM220 255V254H219ZM2 256V255H1ZM10 256V255H9ZM17 256V255H16ZM134 256V255H133ZM138 256V254L136 255ZM180 256V255H179ZM182 256V255H181ZM194 256H198L197 254H195ZM230 256V255H228ZM227 256V257H228ZM11 257V256H10ZM48 257V256H46ZM114 257V256H113ZM129 257H132L131 254H129ZM148 257V256H147ZM166 257V258H167ZM227 257H224V256H216V258L218 260H221L222 259H225ZM3 258V257H2ZM6 258V257H5ZM12 258V257H11ZM8 259V261H13L12 259ZM24 258V259H25ZM116 258V256H115ZM136 257H134L135 259ZM139 258V257H137ZM136 258V259H137ZM141 258V256H140ZM139 258V259H140ZM145 258V257H144ZM150 258V257H149ZM159 258V257H158ZM182 261L180 262H183L184 263V256L182 257ZM231 258V257H230ZM255 258V257H254ZM1 259V258H0ZM131 259V258H130ZM148 259V258H146ZM186 259V260H187ZM196 259V258H195ZM198 259H201L199 256L197 257L196 260ZM216 259V260H217ZM240 260V258H238ZM19 260V259H18ZM45 260H48V259H45ZM169 260V259H168ZM227 260V259H226ZM230 260V259H229ZM4 261V260H3ZM10 261V262H11ZM16 261V260H15ZM25 261V260H24ZM37 261V260H36ZM35 261V262H36ZM40 260L38 259V262ZM137 261V260H136ZM156 261V260H155ZM166 260H158V263L162 262V263H166L165 262ZM170 261V262H171ZM202 261L206 262L207 259H206V256H204L202 258ZM211 261V259H210ZM220 261V262H221ZM9 262V263H10ZM30 262V260L28 261ZM41 263L43 261H40ZM56 262V261H55ZM54 262V263H55ZM144 262V261H142ZM151 262V260H150ZM175 262H173L174 264H176ZM191 262V261H190ZM194 262V261H193ZM198 262V261H197ZM200 262V261H199ZM198 262V264H199ZM214 262V261H213ZM16 263V262H15ZM44 263V262H43ZM189 263V262H188ZM201 263V262H200ZM203 263V262H202ZM216 263V262H215ZM3 264V263H2ZM35 264V263H33ZM48 264V263H47ZM86 264H103L102 262L101 263H98V262H95V263H92V262H87ZM106 264V263H105ZM127 264V263H126ZM186 264V263H185ZM191 264V263H189ZM195 264V262H194ZM206 264V263H205ZM220 264V263H219ZM230 264V263H229ZM231 264H238L235 260V258H232L231 259ZM244 264V263H243Z\"/></svg>",
	"mask_w": 264,
	"mask_h": 264
}]
</instances>
